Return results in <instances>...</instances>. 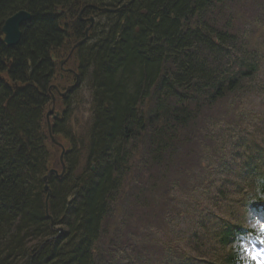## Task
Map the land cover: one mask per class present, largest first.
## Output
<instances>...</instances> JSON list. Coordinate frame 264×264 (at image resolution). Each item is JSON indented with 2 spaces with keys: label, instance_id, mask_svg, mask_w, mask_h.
Masks as SVG:
<instances>
[{
  "label": "trees",
  "instance_id": "1",
  "mask_svg": "<svg viewBox=\"0 0 264 264\" xmlns=\"http://www.w3.org/2000/svg\"><path fill=\"white\" fill-rule=\"evenodd\" d=\"M234 2L0 0V264L245 260L241 242L248 230L242 231V221L222 222L205 207L178 206L180 195L186 200L196 192L185 185L182 149L193 142L190 125L257 71L258 55L238 62L235 49L226 47L230 36L218 16L230 13ZM20 10L31 17L20 28L19 42L7 46L1 27ZM90 16L86 40L68 59L73 71L90 75L88 141L63 124L72 112L67 100H57L66 109L61 120L51 121V131L65 144V171L46 178V213L43 177L51 168L61 170L60 148L47 129L48 88L57 96L51 85L59 77L58 59L85 36ZM65 75L62 86L74 77ZM227 164L228 177L212 194H201L209 207L226 209L228 195H241L226 194L242 187L229 180L235 165ZM250 187L256 194L238 207L246 214L249 207H262L264 213V176ZM175 211L192 217L199 211L194 225L212 233L216 258L204 243L174 246Z\"/></svg>",
  "mask_w": 264,
  "mask_h": 264
},
{
  "label": "rangeland",
  "instance_id": "2",
  "mask_svg": "<svg viewBox=\"0 0 264 264\" xmlns=\"http://www.w3.org/2000/svg\"><path fill=\"white\" fill-rule=\"evenodd\" d=\"M234 1L230 13H221L218 16L220 25L226 26L225 29L230 36L226 47L231 45L233 51L235 49V53L232 54L234 58H238V62L249 57L250 54L258 55L256 75L252 78L242 77L238 88L219 97L190 125L188 132L192 134L193 142H187L182 149L185 159L184 169L187 170L185 185L191 186V192H196L193 196L188 195L186 200L180 195L182 203L178 205L179 209L188 206L189 210L192 206L197 207L198 210L199 206H201L200 210L205 207L213 214L220 215L222 222H234V219L243 222L246 220L245 213L238 209V204L241 200L245 201L254 195L250 185L264 176V0ZM232 38L233 43L229 44ZM74 49L72 47L69 52L72 53ZM67 55L57 60L61 70L71 68ZM64 59L67 60L66 64H60ZM79 81L77 89L69 95L70 107H72L71 119L69 116L63 124L66 123V126L71 127L75 136L86 144L92 97L89 72L85 71L82 76H79ZM48 110H50L49 107L46 112ZM52 116L51 112L50 122L54 121ZM194 133L197 136L196 142ZM83 154H86V150ZM223 162H226V166L229 165L227 163L235 165L233 170L228 169L233 172L229 180L240 183L243 188L238 192L228 189L226 194L242 195H228L233 202L226 209L222 205L209 207L205 204L206 196L203 197L201 194H212L223 179L228 177L225 174L226 167ZM49 175L50 173H47L44 177L47 178ZM198 213L199 211L194 217L181 216L184 213L180 214L177 211L174 215L171 214L170 232L175 234V239L172 241L178 244L174 246L179 249L187 247L191 241L198 244L204 243V248L212 252L211 255L216 258L218 247L211 240L212 233L208 235L207 231L196 228L194 225L193 221L199 217ZM233 213L243 214L242 219H238ZM178 214L180 215L176 217ZM254 223L256 221L244 222L247 227ZM195 231L202 239L198 235L191 237ZM213 241L215 242L214 239ZM243 248L247 257L249 252L264 250V243L260 239L253 240L248 237L243 242Z\"/></svg>",
  "mask_w": 264,
  "mask_h": 264
},
{
  "label": "water",
  "instance_id": "3",
  "mask_svg": "<svg viewBox=\"0 0 264 264\" xmlns=\"http://www.w3.org/2000/svg\"><path fill=\"white\" fill-rule=\"evenodd\" d=\"M29 18H30V14L27 11L20 10V11L16 12L15 14H13V15H11L5 19V21L1 27V31L4 34V41L6 42L7 45L12 46L19 41V39H20V25L22 22L27 21ZM48 132H49V135L51 137V140L53 142H56L55 139L53 138V136L51 135L49 126H48ZM61 156H62V154L60 155V160H61ZM50 171H52V170H50ZM50 171H49V173H50ZM63 171H64V164L62 163L61 174L63 173ZM43 179L45 182V185H44V190L46 191L45 210L47 213V202H48V198L50 195V188L46 184V177H44Z\"/></svg>",
  "mask_w": 264,
  "mask_h": 264
},
{
  "label": "clouds",
  "instance_id": "4",
  "mask_svg": "<svg viewBox=\"0 0 264 264\" xmlns=\"http://www.w3.org/2000/svg\"><path fill=\"white\" fill-rule=\"evenodd\" d=\"M245 219L246 221H256L261 218L256 214L249 213ZM247 230V228L242 227V231L246 232ZM262 252H264V250L252 251L251 253H248L245 260L241 261V264H264V255H261Z\"/></svg>",
  "mask_w": 264,
  "mask_h": 264
},
{
  "label": "snow or ice",
  "instance_id": "5",
  "mask_svg": "<svg viewBox=\"0 0 264 264\" xmlns=\"http://www.w3.org/2000/svg\"><path fill=\"white\" fill-rule=\"evenodd\" d=\"M251 227L259 231V233L261 234L259 239L264 242V219H257L256 223L252 224ZM261 255H264V252H262Z\"/></svg>",
  "mask_w": 264,
  "mask_h": 264
},
{
  "label": "flooded vegetation",
  "instance_id": "6",
  "mask_svg": "<svg viewBox=\"0 0 264 264\" xmlns=\"http://www.w3.org/2000/svg\"><path fill=\"white\" fill-rule=\"evenodd\" d=\"M71 82V79L69 80V83Z\"/></svg>",
  "mask_w": 264,
  "mask_h": 264
}]
</instances>
